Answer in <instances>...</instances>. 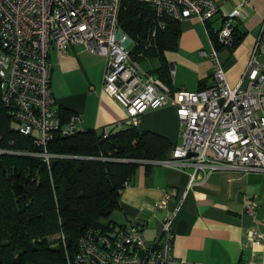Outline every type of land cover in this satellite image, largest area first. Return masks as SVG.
<instances>
[{
    "label": "built area",
    "instance_id": "built-area-1",
    "mask_svg": "<svg viewBox=\"0 0 264 264\" xmlns=\"http://www.w3.org/2000/svg\"><path fill=\"white\" fill-rule=\"evenodd\" d=\"M122 0H0V103L22 135H30L41 152L32 153L44 162L51 155L45 146L54 135L80 130L79 117L69 114L60 126L58 109L49 87V49L63 54L71 45L104 58L101 88L125 113V119L103 128L104 135L126 126L136 127L140 115L166 104L174 107L179 123V141L164 160L152 161L170 167H189L187 187L212 171L260 172L264 175V16L245 70L230 87L216 56V47L233 42V17L245 7L240 0L222 11L226 2L214 0H135L152 7L156 27L162 17L173 20L196 18L202 25L221 11L208 52L200 55L211 62L208 86L196 91H170L131 57L129 37L117 24ZM155 29L150 32V37ZM171 74V72H170ZM125 161V160H124ZM141 162L143 160H137ZM127 182H123V187ZM120 191V190H119ZM169 192L156 203L166 205ZM249 216L252 204H244ZM86 230L79 238L68 264H180L170 252L173 233L169 216L151 241L142 236L140 221L110 224ZM246 238L264 246L263 234L249 229ZM230 264H240L234 262Z\"/></svg>",
    "mask_w": 264,
    "mask_h": 264
},
{
    "label": "crops",
    "instance_id": "crops-1",
    "mask_svg": "<svg viewBox=\"0 0 264 264\" xmlns=\"http://www.w3.org/2000/svg\"><path fill=\"white\" fill-rule=\"evenodd\" d=\"M214 1L226 2L228 6L222 11L227 12L228 7L240 0ZM243 1L245 7L239 16L232 18V36L240 38L229 48L216 47L217 59L230 87L243 75L256 40L263 39L260 33L264 0ZM221 19L220 11L203 25L194 17L176 20L177 35L172 47L162 49L159 54L149 52L138 64L170 91H196L208 86L211 62L199 52L209 51ZM131 44L130 41L129 50ZM48 60L49 87L57 109L76 114L80 130L98 132L125 119L123 108L101 88L102 56L71 45L59 55L49 49ZM162 64L165 70L160 72ZM136 128L164 137L171 148L179 141V123L170 104L143 112ZM171 148L161 160L169 157ZM152 161L156 160H134L136 164L127 185L119 191L117 207L103 221L110 224L140 221L143 238L151 242L160 232L163 218L169 216L173 233L170 252L180 264H264V246L254 245L246 238L247 230H256L263 234L264 243L262 173L212 171L187 187L189 167L163 166ZM165 192H169L166 205L157 208L156 203ZM246 203L254 206L252 216L243 210Z\"/></svg>",
    "mask_w": 264,
    "mask_h": 264
},
{
    "label": "trees",
    "instance_id": "trees-1",
    "mask_svg": "<svg viewBox=\"0 0 264 264\" xmlns=\"http://www.w3.org/2000/svg\"><path fill=\"white\" fill-rule=\"evenodd\" d=\"M161 19L158 29L150 5L121 1L117 24L132 42V59L172 47L177 21ZM164 70L162 64L158 71ZM68 115L58 109L60 126ZM170 148L164 137L133 126L105 135L103 129H81L54 135L45 146L51 155L46 163L32 155L42 149L16 130L0 103V264H68L83 233L102 226L117 207L134 160H161Z\"/></svg>",
    "mask_w": 264,
    "mask_h": 264
},
{
    "label": "rangeland",
    "instance_id": "rangeland-1",
    "mask_svg": "<svg viewBox=\"0 0 264 264\" xmlns=\"http://www.w3.org/2000/svg\"><path fill=\"white\" fill-rule=\"evenodd\" d=\"M129 47H130V45H129Z\"/></svg>",
    "mask_w": 264,
    "mask_h": 264
}]
</instances>
